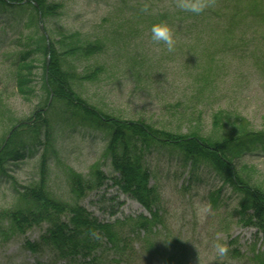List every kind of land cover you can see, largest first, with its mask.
Returning <instances> with one entry per match:
<instances>
[{
    "label": "rangeland",
    "instance_id": "rangeland-1",
    "mask_svg": "<svg viewBox=\"0 0 264 264\" xmlns=\"http://www.w3.org/2000/svg\"><path fill=\"white\" fill-rule=\"evenodd\" d=\"M46 3L59 7L57 14L42 19L48 45L51 42L58 51L100 47L89 57L79 53L64 57L63 70L90 75L98 69L91 81H74L82 100L114 118L179 135L198 133L211 142L223 135L259 139L248 152L238 149L235 166L242 179L264 192V0H209L201 14L182 10L176 0ZM145 6L148 11H141ZM36 15L27 6L0 10V135L30 119L45 100L43 55L32 41L42 36ZM161 22L173 32V52L151 39V27ZM18 55L33 66L32 92L26 96L18 94L14 80ZM63 109L55 103L48 117L56 128L60 126L54 139L58 156L47 164L45 183L53 200L73 205L69 170L89 182L95 180V167L106 178L118 175L110 156L104 155L106 130L66 122ZM217 113L224 117L214 125ZM20 137L24 142L27 135ZM27 148L23 159L7 162L0 170V216L26 208L17 192L40 182L42 148L38 144ZM142 163L159 201L160 223L153 227V235L135 236L123 260L105 246L103 255L99 249L80 264L92 258H97L95 264H264V236L246 225L247 211L240 208L244 195L224 178L204 166L193 171L177 150L162 145L146 153ZM77 204L102 224L149 217L109 180L86 192ZM0 227L8 235L7 220L0 219ZM47 227L43 223L24 234L0 235V264H66L46 251L37 256L25 248L26 242L37 243ZM124 238L130 239V234ZM216 242L227 243L226 257L214 251Z\"/></svg>",
    "mask_w": 264,
    "mask_h": 264
},
{
    "label": "trees",
    "instance_id": "trees-1",
    "mask_svg": "<svg viewBox=\"0 0 264 264\" xmlns=\"http://www.w3.org/2000/svg\"><path fill=\"white\" fill-rule=\"evenodd\" d=\"M9 2V3H8ZM25 2V4H22ZM11 5V6H9ZM32 7L40 12L42 19L47 15L57 14L58 6H50L46 0H0V10L4 7L22 8ZM37 7V9L35 8ZM36 21L38 13L36 15ZM36 51L43 55L44 76L42 90L45 92L43 105L34 111L32 117L14 124L7 132L0 135V170L7 162H17L24 158L27 146L38 144L42 148L40 157V182L36 186L17 192L26 208H13L1 213L0 219H5L10 224L8 235L25 233L32 227H40L43 223L48 227L37 243H25V248L33 255H41L48 252L52 259L65 261L66 264H80L92 257L97 250L100 254L108 250L109 246L119 258L123 255L135 236L142 233L146 238L153 235L152 229L160 223L159 201L156 189L150 186V174L143 165V156L155 150L158 145L167 146L178 151L185 164H189L194 171L199 166L212 171L215 175L224 178L235 191L244 195L240 208L246 209V225L256 228L264 236V192L238 175L235 160L240 152H248L250 148L260 142L253 136L242 134L240 136L223 135L217 141H209L198 133L179 135L163 129H156L141 121H128L114 118L104 114L100 110L87 104L74 90V81H91L99 74L98 69L90 75H78L71 69L63 70L64 57L80 56L89 57L100 50L98 45L75 46L64 51H58L49 43V65L46 71V56L48 54L44 37L39 40L32 39ZM31 54L29 53V58ZM26 58L18 55L14 62V80L18 94L26 96L32 92L29 79L33 66L26 64ZM47 73V76L46 74ZM49 98L51 102L47 107ZM63 106V114L66 122H72L77 126H90L95 130L105 131L104 138L108 140L104 151L105 156H110L112 170L118 177L106 178L98 168H93L95 180L86 181L79 174L69 170L68 188L73 196V205L62 204L55 201L47 193L45 173L49 160L57 159L55 151V131L58 129L54 123L49 122L48 117L54 108V104ZM45 104V105H44ZM47 107V108H46ZM46 109V110H45ZM224 117L220 113L214 116L213 124H217V118ZM223 120V119H222ZM30 123V124H25ZM18 128L11 132L13 127ZM11 133L7 142L6 136ZM21 134H26L24 142ZM242 138V139H241ZM233 145L234 151L229 146ZM113 182L121 192L139 203L148 213L147 216H139L131 219H116L113 223H99L81 208L77 202L93 188L98 189L105 181ZM214 201V199L212 198ZM28 206V207H27ZM250 212V213H248ZM241 221H244L243 219ZM128 232L130 239H125ZM0 235L7 237L0 227ZM132 236V237H131ZM143 237V238H144ZM97 258L84 264H95Z\"/></svg>",
    "mask_w": 264,
    "mask_h": 264
},
{
    "label": "clouds",
    "instance_id": "clouds-1",
    "mask_svg": "<svg viewBox=\"0 0 264 264\" xmlns=\"http://www.w3.org/2000/svg\"><path fill=\"white\" fill-rule=\"evenodd\" d=\"M177 6L186 12L201 14L209 6V0H176ZM141 11L147 12L145 6ZM151 39L155 42H163L169 52L175 50V40L171 28L166 23H157L151 27ZM214 251L219 257H226L229 253L227 243L216 242L213 244Z\"/></svg>",
    "mask_w": 264,
    "mask_h": 264
},
{
    "label": "water",
    "instance_id": "water-1",
    "mask_svg": "<svg viewBox=\"0 0 264 264\" xmlns=\"http://www.w3.org/2000/svg\"><path fill=\"white\" fill-rule=\"evenodd\" d=\"M41 19V17H40V15H39V20ZM40 30L44 33V31H43V28H42V26H40ZM47 66H48V59H47ZM17 127H15L14 128V130L16 129ZM9 137H7V139H8Z\"/></svg>",
    "mask_w": 264,
    "mask_h": 264
}]
</instances>
